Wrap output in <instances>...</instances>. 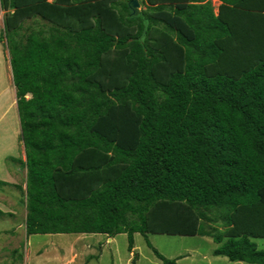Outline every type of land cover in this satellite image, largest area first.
Returning <instances> with one entry per match:
<instances>
[{"label": "trees", "instance_id": "trees-1", "mask_svg": "<svg viewBox=\"0 0 264 264\" xmlns=\"http://www.w3.org/2000/svg\"><path fill=\"white\" fill-rule=\"evenodd\" d=\"M130 1L0 0L26 235L126 233L130 264L136 232L163 264L148 233L201 235L263 264L264 0Z\"/></svg>", "mask_w": 264, "mask_h": 264}, {"label": "rangeland", "instance_id": "rangeland-1", "mask_svg": "<svg viewBox=\"0 0 264 264\" xmlns=\"http://www.w3.org/2000/svg\"><path fill=\"white\" fill-rule=\"evenodd\" d=\"M213 7L216 10V2L211 0ZM138 9L143 8V5L138 2ZM5 11L0 9V41L3 48L5 64L1 66V71H4L5 65L8 68V58L10 54L5 45V37L3 33V14ZM31 28H46L49 23L37 18H29L25 20L23 29L26 26ZM22 29V30H23ZM21 32H27L24 29ZM19 38V36H17ZM22 40H24L23 36ZM11 80H0V132L5 133L6 136L17 137L15 135L18 118L16 115L15 95L11 88L8 87ZM7 86V87H1ZM17 141V139H16ZM8 158V157H7ZM6 158V159H7ZM17 183L23 182V170L20 168L16 173ZM8 183V182H7ZM22 184V183H21ZM24 187V185H22ZM24 195L19 188L13 183L0 185V204L6 206V210L0 212V264H83L90 259L91 253L101 252V255L96 258L93 256L87 264H130L132 253L127 250V236L126 233H120L114 237V241L106 244L104 247L100 243L95 244L94 240H103L105 238L99 234H72V233H58V234H31L27 237L25 233L24 222ZM10 211H9V210ZM217 212V211H216ZM216 212L212 211L210 216L214 218ZM218 216V215H217ZM221 219L215 218L211 224L203 221L204 228L213 231L214 225L221 226ZM83 235L85 238H80ZM98 235V236H94ZM79 237V238H78ZM148 239L153 247H155L162 255L167 258L176 259L178 254L187 255L186 258L176 260L178 264H240V261H227L224 263L220 258L212 254V248L217 245L209 236H180L168 234H148ZM256 246L259 249H264V238H253ZM94 243L90 247V243ZM84 244V245H83ZM134 251L138 253L136 264H163L158 259L152 250L147 246L144 236L136 232L134 233ZM41 253L36 254V251ZM102 250V251H101ZM26 252L28 258L25 259ZM76 254L77 257H76ZM97 255V256H98ZM247 264V262H242Z\"/></svg>", "mask_w": 264, "mask_h": 264}, {"label": "crops", "instance_id": "crops-1", "mask_svg": "<svg viewBox=\"0 0 264 264\" xmlns=\"http://www.w3.org/2000/svg\"><path fill=\"white\" fill-rule=\"evenodd\" d=\"M214 1L216 2V6H217L216 10L213 7V4H212V7H213L214 13L216 14L217 11H218V6L221 3V1L220 0H214ZM7 60L9 62L8 63V68H6V65H5L4 71H1V66H3L5 64V58H4V52H3V48L1 47V41H0V80L6 81V82L7 81L10 82V80H11V84L8 83V87L11 88L13 90V92H14V95H15V106H16V111H17L16 89H15L14 84H13L10 60H9V58ZM1 87L4 88V87H7V86H1ZM30 96H31V94H27L26 95V97H30ZM3 115H4V113H1L0 118L3 117ZM15 116L18 118V113L17 112H16ZM17 124H19V118H18ZM14 134L17 135V137L16 136L15 137L6 136L5 133H1L0 132V180L8 182V184L9 183L18 184L17 183V179H16V173H17V171L20 170V168L23 170V178H25V174H26L25 167L23 168L21 166V164L17 160H13V159L6 160L7 157L22 158L23 160H25V158H24V149H23V146L20 145V141L18 139V137L20 135V126L19 125L16 128V131H15ZM16 139H17V141H16ZM25 187L26 186L24 185V188ZM5 208H6V206L4 204H0V210L5 211L6 210ZM26 214H27V211H26L25 205H24V222L22 223L24 226H25ZM25 233H26V230H25ZM35 234H58V233H35ZM72 234H89V233H72ZM93 234L102 235L105 238L104 242H102L103 240L102 241L101 240H94L93 237H90L92 239H88L87 240L85 237H83V235H81L80 238H85L86 239V242L84 240H82L83 243H85V244L86 243L89 244L88 243L89 241L94 240L93 242L95 244L100 243V246L102 245V247H104L106 244L112 243L114 241V237L116 235H118V234H116L115 236L110 237V236H107L106 234H102V233H93ZM148 234H152V233H148ZM148 234H147V236H148ZM28 236L29 235H27V237ZM94 236H98V235H94ZM180 236H183V235H180ZM192 236H194V235H192ZM133 238H134V234H133ZM252 240H253V238H252ZM94 243L91 242L90 243V247H92L94 245ZM217 246H218V244L212 248V254L213 255H214L213 251H214V249ZM134 247L135 246L133 244V249H134ZM40 253H41V250H40V252H38V250L36 251V254H40ZM99 253H100L99 255L97 253L98 256L96 255V253H91V256H89L90 257L89 260H91V258L93 256H96V258H98L101 255V252H99ZM77 255L78 254H76V257H77ZM215 256L216 257H220V258H225V259H221L224 263L227 262L225 260H229L228 257L224 256V255H215ZM186 257H187V255L178 254L176 256V260H181V259H184ZM26 258H28V253L27 252H26V255H25V259ZM89 260L85 261L83 264L89 263ZM230 261H239V260H230ZM240 262H241L240 264H244L242 262H245V261H240ZM96 263L99 264L98 262H96ZM191 263H192V261L188 262L186 264H191ZM27 264H28V262H27ZM102 264H105V263L102 262ZM110 264H113V262H111ZM228 264H230V263H228ZM247 264H256V263L247 262Z\"/></svg>", "mask_w": 264, "mask_h": 264}, {"label": "water", "instance_id": "water-1", "mask_svg": "<svg viewBox=\"0 0 264 264\" xmlns=\"http://www.w3.org/2000/svg\"><path fill=\"white\" fill-rule=\"evenodd\" d=\"M130 3H131L133 6H135V7L138 6V2H137V0H131Z\"/></svg>", "mask_w": 264, "mask_h": 264}]
</instances>
